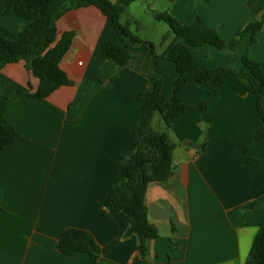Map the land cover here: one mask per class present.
Listing matches in <instances>:
<instances>
[{
	"label": "crops",
	"instance_id": "0c3cea01",
	"mask_svg": "<svg viewBox=\"0 0 264 264\" xmlns=\"http://www.w3.org/2000/svg\"><path fill=\"white\" fill-rule=\"evenodd\" d=\"M147 1L134 0L128 7ZM150 2L155 13L167 12L180 22L192 24L199 17L225 41L264 14V0ZM62 3L52 0L49 12ZM28 24L11 11L0 18V36L15 40ZM55 28L57 38L72 33L59 62L70 85L35 98L38 81L23 62L0 71L4 116L21 137L0 149V264H84L85 253L58 251L66 228L88 232L101 264H131L139 247L135 237H123L129 219L108 211L104 200L117 183L120 158L134 149L132 126L140 105L135 95L143 91L147 97L151 84L162 79L169 99L174 64L160 60L155 65L140 46L130 48L124 65L105 60L102 44L122 46L123 41L92 5L65 11ZM171 39L167 31L163 45ZM192 52L206 69L240 70L246 55L264 70V29L253 41L243 36L231 54L209 45ZM187 80L181 92L185 113L169 130L173 173L166 184L150 183L144 196L146 206L155 204L170 215L163 221L149 218L159 235L149 242L142 264H244L264 225V144L253 139L254 99L231 80L200 84L192 71ZM260 104L264 109V95Z\"/></svg>",
	"mask_w": 264,
	"mask_h": 264
},
{
	"label": "trees",
	"instance_id": "16d2710c",
	"mask_svg": "<svg viewBox=\"0 0 264 264\" xmlns=\"http://www.w3.org/2000/svg\"><path fill=\"white\" fill-rule=\"evenodd\" d=\"M133 1L63 0L61 7L50 13L48 8L52 0H0V18L12 11L18 18L29 21L28 25L19 29L15 40L0 36V71L8 64L23 62L38 81L37 89L31 95L35 98H44L60 86L70 85L71 82L60 69L59 62L69 48L72 33L64 32L57 38L55 22L65 11L89 5L95 6L111 21L123 41L122 46L112 42L102 44L101 52L105 60L112 61L117 66L124 65L130 59V48L140 46L154 57L155 65L160 60L174 64L176 77L169 99L166 98L162 79L151 84L147 97L143 98V91L135 95L140 100V105L132 126L134 149L120 158L117 183L111 187L104 200L108 211L123 213L128 217L129 224L123 237H135L139 247V254L133 257L131 264H142L148 256L149 242L159 235L155 225L149 221L144 196L150 183L166 184L173 173L172 153L175 144L169 137V130L186 110L181 92L188 83V72L192 71L195 81L200 84L212 82L221 86L224 79H227L242 86L254 99L257 115L254 143L264 144V109L260 104V98L264 95V70L260 64L243 55L240 70L231 67L210 70L200 66L192 52V49L203 45L234 52L243 36L249 34L250 41H253V35L264 29V14L258 20L238 29L232 39L225 41L199 17L192 24H187L167 12L154 13V19L165 23L173 35L164 51L156 54L152 42L132 34L127 24L119 21ZM6 101L5 95L0 96L1 150L21 138L4 116ZM200 108H204V103H200ZM155 113L160 116L164 126L161 132L151 127ZM241 147L245 150V145ZM253 206L254 202L246 208L251 209ZM170 230L171 233L175 232L173 223ZM57 249L66 256L85 253L87 261L84 264H101L95 251V242L85 230L64 229L58 239ZM244 264H264V225L256 231Z\"/></svg>",
	"mask_w": 264,
	"mask_h": 264
},
{
	"label": "rangeland",
	"instance_id": "374dc122",
	"mask_svg": "<svg viewBox=\"0 0 264 264\" xmlns=\"http://www.w3.org/2000/svg\"><path fill=\"white\" fill-rule=\"evenodd\" d=\"M152 1V0H150ZM147 1L143 3H132L130 7L126 10L124 14L120 17V23H126L128 26L129 31L136 35L137 37L148 40L152 43H154V51L156 54H161L165 47L163 45V41L166 42V34L168 31V34L173 36L172 33L169 31L168 26L161 22L157 21L153 17V13L156 12V8H152V2ZM160 24L167 30L164 32V30L157 28L155 29L156 25ZM158 26V25H157ZM165 33V34H164ZM163 37L165 39H163ZM178 41H181L180 39H177ZM162 43V44H161ZM169 43V42H168ZM167 45V44H166ZM148 51V50H147ZM218 52H226V51H219ZM231 54L230 52H228ZM223 54V53H222ZM151 127L153 130L161 132L164 128L163 123L160 119V116L155 113L152 118Z\"/></svg>",
	"mask_w": 264,
	"mask_h": 264
},
{
	"label": "water",
	"instance_id": "95a60500",
	"mask_svg": "<svg viewBox=\"0 0 264 264\" xmlns=\"http://www.w3.org/2000/svg\"><path fill=\"white\" fill-rule=\"evenodd\" d=\"M147 215L152 220L163 221L169 217L170 212L168 209L160 208L159 206H157L155 204H151V205L147 206Z\"/></svg>",
	"mask_w": 264,
	"mask_h": 264
}]
</instances>
